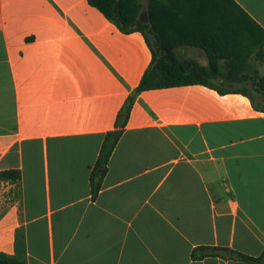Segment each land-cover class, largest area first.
Returning <instances> with one entry per match:
<instances>
[{"label": "crops", "instance_id": "crops-1", "mask_svg": "<svg viewBox=\"0 0 264 264\" xmlns=\"http://www.w3.org/2000/svg\"><path fill=\"white\" fill-rule=\"evenodd\" d=\"M233 1L264 29V0ZM175 56L209 68L200 47ZM151 61L143 33L87 0H0V170L20 172L18 195L0 192L1 253L15 254L18 230L27 264H247L221 248L264 252V45L218 59L211 87L138 93L91 200L104 135Z\"/></svg>", "mask_w": 264, "mask_h": 264}, {"label": "trees", "instance_id": "trees-1", "mask_svg": "<svg viewBox=\"0 0 264 264\" xmlns=\"http://www.w3.org/2000/svg\"><path fill=\"white\" fill-rule=\"evenodd\" d=\"M140 0H87L109 21L124 33L140 31L150 46L152 61L144 72L133 94L129 96L117 114L115 129L104 135L99 154L89 175L91 200H95L107 171L108 159L127 123L135 96L149 89L201 84L211 87V81L221 78L217 69L218 59H232L239 64L245 61L255 48L264 45V29H261L233 0H148L147 22L138 18ZM146 32L154 37L151 45ZM181 43L203 49L209 68L200 67L194 61H180L175 47ZM234 74L226 77L234 81ZM255 91L264 94V77L258 78ZM219 92L223 88L214 87ZM98 181H95V178ZM14 184L18 189L20 172L16 169L0 170V183ZM230 257L247 264H264V252L258 257L221 248ZM21 230L15 234V254L0 252V264H27Z\"/></svg>", "mask_w": 264, "mask_h": 264}, {"label": "rangeland", "instance_id": "rangeland-1", "mask_svg": "<svg viewBox=\"0 0 264 264\" xmlns=\"http://www.w3.org/2000/svg\"><path fill=\"white\" fill-rule=\"evenodd\" d=\"M140 9H139V13H138V18L140 21L142 22H147V6H148V0H140ZM146 35L151 43V45H154V37L152 34H150L149 32H146ZM245 89H248L247 87ZM4 191V195H7L11 198L16 197L18 194V189L13 185V187H11L10 189L4 190L3 187L0 186V192Z\"/></svg>", "mask_w": 264, "mask_h": 264}, {"label": "water", "instance_id": "water-1", "mask_svg": "<svg viewBox=\"0 0 264 264\" xmlns=\"http://www.w3.org/2000/svg\"><path fill=\"white\" fill-rule=\"evenodd\" d=\"M95 181H98V178L97 177L95 178Z\"/></svg>", "mask_w": 264, "mask_h": 264}]
</instances>
